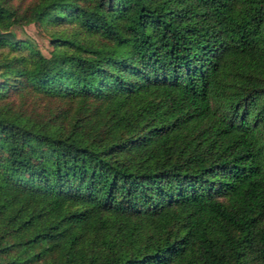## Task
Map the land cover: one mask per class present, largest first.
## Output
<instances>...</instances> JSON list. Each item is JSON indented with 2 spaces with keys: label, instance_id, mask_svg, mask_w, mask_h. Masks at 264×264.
<instances>
[{
  "label": "trees",
  "instance_id": "trees-1",
  "mask_svg": "<svg viewBox=\"0 0 264 264\" xmlns=\"http://www.w3.org/2000/svg\"><path fill=\"white\" fill-rule=\"evenodd\" d=\"M19 8L0 47L20 20L111 43L0 61V96L74 100L66 124L0 108V264H264V0Z\"/></svg>",
  "mask_w": 264,
  "mask_h": 264
},
{
  "label": "rangeland",
  "instance_id": "rangeland-1",
  "mask_svg": "<svg viewBox=\"0 0 264 264\" xmlns=\"http://www.w3.org/2000/svg\"><path fill=\"white\" fill-rule=\"evenodd\" d=\"M8 1L10 3H17L21 8L32 0ZM9 28L13 31L14 38L17 39V48L0 47V61L9 59L15 55H24L28 56L27 62H30L35 52L47 56L53 49L69 50L65 46L52 43L49 40L51 34L67 36L88 46L109 45L111 43L110 40L101 36L97 31L83 30L73 21L39 24L32 21L24 22L20 20ZM2 107H8L9 111L22 108L28 111L31 116L41 121H46L53 113L54 115L58 114L61 122L66 124L72 118L71 113H73L74 100L64 96H52L48 98L34 92L27 94L10 90L7 94L0 96V108Z\"/></svg>",
  "mask_w": 264,
  "mask_h": 264
}]
</instances>
